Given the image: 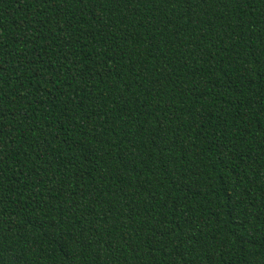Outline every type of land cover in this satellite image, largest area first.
Instances as JSON below:
<instances>
[{"label": "trees", "instance_id": "trees-1", "mask_svg": "<svg viewBox=\"0 0 264 264\" xmlns=\"http://www.w3.org/2000/svg\"><path fill=\"white\" fill-rule=\"evenodd\" d=\"M0 264H264V0H0Z\"/></svg>", "mask_w": 264, "mask_h": 264}]
</instances>
